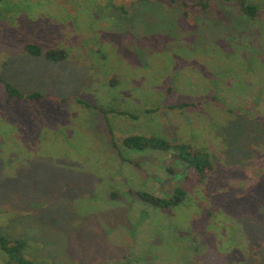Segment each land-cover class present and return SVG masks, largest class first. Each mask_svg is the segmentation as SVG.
<instances>
[{
  "label": "rangeland",
  "instance_id": "374dc122",
  "mask_svg": "<svg viewBox=\"0 0 264 264\" xmlns=\"http://www.w3.org/2000/svg\"><path fill=\"white\" fill-rule=\"evenodd\" d=\"M210 3L0 0V72L44 94L8 103L0 80V231L36 264H264V16ZM177 145L209 157L203 180ZM185 183L167 208L130 192Z\"/></svg>",
  "mask_w": 264,
  "mask_h": 264
},
{
  "label": "trees",
  "instance_id": "16d2710c",
  "mask_svg": "<svg viewBox=\"0 0 264 264\" xmlns=\"http://www.w3.org/2000/svg\"><path fill=\"white\" fill-rule=\"evenodd\" d=\"M148 1V0H142ZM175 1V0H173ZM184 5V15L188 16L192 9L208 10L211 6L210 0H180ZM239 10L241 13L248 16L249 19H255L258 16H264V9L258 5V3L250 0H239ZM26 50L34 56H43L49 61H62L66 59L69 52L65 48H49L44 49L40 44L29 42L25 45ZM0 80L4 83L7 91V102L11 103L13 99L18 98L26 101H35L42 99L44 94L40 91L26 92L20 87L15 85L12 81L5 79L0 72ZM80 102H88L79 99ZM195 103L185 101L177 105L178 107L183 105H194ZM124 146L130 148H136L143 150L145 148H158L163 150H169L172 146L166 139L159 136H145V135H129L121 139ZM176 148L180 150L179 157L186 161L187 167L190 170L189 176L186 178L187 183L196 184L203 180L212 169V162L206 155H199L189 151L185 145H177ZM134 195H137L139 199L150 203L158 207H170L180 204L188 194V184L178 185L173 194L170 197H161L152 194L146 190H130ZM116 193H113L115 195ZM0 249L5 252L1 255L0 262L5 260L6 263L15 264H36V262L27 257L26 253L30 252L29 242L24 238H13L0 231Z\"/></svg>",
  "mask_w": 264,
  "mask_h": 264
}]
</instances>
